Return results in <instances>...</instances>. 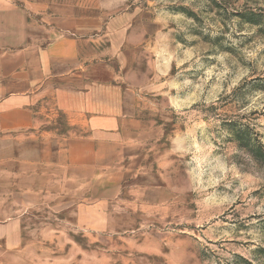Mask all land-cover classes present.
I'll return each instance as SVG.
<instances>
[{
	"label": "rangeland",
	"instance_id": "obj_1",
	"mask_svg": "<svg viewBox=\"0 0 264 264\" xmlns=\"http://www.w3.org/2000/svg\"><path fill=\"white\" fill-rule=\"evenodd\" d=\"M69 38L124 78L126 120L94 172L105 228L128 238L112 263L264 264V161L233 136L264 144V0H0V67L25 50L37 68Z\"/></svg>",
	"mask_w": 264,
	"mask_h": 264
},
{
	"label": "crops",
	"instance_id": "obj_2",
	"mask_svg": "<svg viewBox=\"0 0 264 264\" xmlns=\"http://www.w3.org/2000/svg\"><path fill=\"white\" fill-rule=\"evenodd\" d=\"M83 43L54 40L40 51L37 68L25 50L17 66L14 53H4L0 264H116L115 252L128 239L109 223L105 228V202L113 199L95 197L93 190L105 187L94 172L105 170V145L126 120L124 78L108 65L105 51L89 55ZM63 59L75 64L60 69ZM65 171L73 173L54 177ZM65 211L73 221L55 214Z\"/></svg>",
	"mask_w": 264,
	"mask_h": 264
},
{
	"label": "trees",
	"instance_id": "obj_3",
	"mask_svg": "<svg viewBox=\"0 0 264 264\" xmlns=\"http://www.w3.org/2000/svg\"><path fill=\"white\" fill-rule=\"evenodd\" d=\"M252 134L246 129H233L235 140H237L239 144L247 149L252 155L264 161V144L258 135L252 136ZM255 147L256 150H254Z\"/></svg>",
	"mask_w": 264,
	"mask_h": 264
}]
</instances>
